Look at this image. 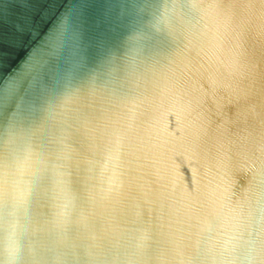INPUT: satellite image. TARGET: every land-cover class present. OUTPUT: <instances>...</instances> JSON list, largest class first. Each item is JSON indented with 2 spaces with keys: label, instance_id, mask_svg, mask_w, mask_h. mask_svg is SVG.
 Returning <instances> with one entry per match:
<instances>
[{
  "label": "water",
  "instance_id": "1",
  "mask_svg": "<svg viewBox=\"0 0 264 264\" xmlns=\"http://www.w3.org/2000/svg\"><path fill=\"white\" fill-rule=\"evenodd\" d=\"M0 264H264V0H0Z\"/></svg>",
  "mask_w": 264,
  "mask_h": 264
}]
</instances>
